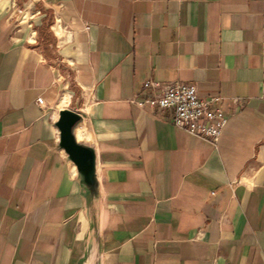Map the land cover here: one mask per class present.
<instances>
[{"label": "crops", "instance_id": "1", "mask_svg": "<svg viewBox=\"0 0 264 264\" xmlns=\"http://www.w3.org/2000/svg\"><path fill=\"white\" fill-rule=\"evenodd\" d=\"M148 78L219 97L218 144ZM0 264H264V0H0Z\"/></svg>", "mask_w": 264, "mask_h": 264}, {"label": "built area", "instance_id": "2", "mask_svg": "<svg viewBox=\"0 0 264 264\" xmlns=\"http://www.w3.org/2000/svg\"><path fill=\"white\" fill-rule=\"evenodd\" d=\"M219 97L207 100L200 96L197 85L189 82H172L163 84L148 78L144 82L141 98L136 103L144 108H156L160 111L169 110L177 128L191 134L211 140L217 145L228 117L221 106L216 105ZM43 104V98H38ZM235 103L240 98H234Z\"/></svg>", "mask_w": 264, "mask_h": 264}, {"label": "water", "instance_id": "3", "mask_svg": "<svg viewBox=\"0 0 264 264\" xmlns=\"http://www.w3.org/2000/svg\"><path fill=\"white\" fill-rule=\"evenodd\" d=\"M78 120L79 115L75 111L67 109L62 114L59 127L61 130L62 142L67 151L71 155H74L78 162H80L81 159L85 158L86 151L80 144L77 143L75 138L74 128Z\"/></svg>", "mask_w": 264, "mask_h": 264}]
</instances>
